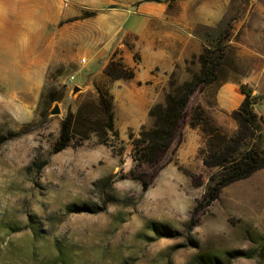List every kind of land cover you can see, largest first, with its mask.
<instances>
[{
    "label": "rangeland",
    "instance_id": "rangeland-1",
    "mask_svg": "<svg viewBox=\"0 0 264 264\" xmlns=\"http://www.w3.org/2000/svg\"><path fill=\"white\" fill-rule=\"evenodd\" d=\"M223 10L216 23L195 27L197 52L180 54L172 71L146 83L153 84L149 99L137 95L132 80L115 82L103 73L113 56L126 64L130 59L134 68L151 60L150 51L131 42L109 56L108 47H75L78 59H87L76 66L49 64L47 54L43 62L47 36L34 41L33 29L0 33V264H264L263 172L231 183L212 199L210 178L221 168L204 164L205 139L188 118L157 162L140 166L133 157V141L151 124L148 111L164 101L171 74L179 82L189 79L199 69L189 62L193 55L228 25L232 51L226 60L237 71L229 67L195 92L188 112L201 104L227 135L237 131L217 106L218 84L239 75L242 31L264 29V0H230ZM97 84L114 95L119 136L110 134L103 143L93 132L83 143L74 139L53 152L63 119L97 96ZM260 133L241 151L260 146ZM235 251L255 255L231 259Z\"/></svg>",
    "mask_w": 264,
    "mask_h": 264
},
{
    "label": "crops",
    "instance_id": "crops-1",
    "mask_svg": "<svg viewBox=\"0 0 264 264\" xmlns=\"http://www.w3.org/2000/svg\"><path fill=\"white\" fill-rule=\"evenodd\" d=\"M226 2L230 0H0V33L33 29L34 41L47 36L40 52L43 62L47 54L49 64L69 62L76 66L81 63L73 53L78 47L97 51L108 47L109 56L131 42L137 49L150 51L151 60L135 68L132 79L137 95L149 99L154 96L150 85L161 79V73L173 70L180 54L185 58L192 49L198 51L200 39L193 32L195 27L216 23L224 14ZM86 12L94 14L84 16ZM242 39L235 59L241 69L239 75L230 76L219 88L216 102L223 113L230 115L244 100L241 84L260 96L255 110L263 119L259 143L264 149V29H243ZM127 64L135 67L130 59ZM156 67L159 70L153 73ZM260 172L264 176V169L253 175Z\"/></svg>",
    "mask_w": 264,
    "mask_h": 264
},
{
    "label": "trees",
    "instance_id": "trees-1",
    "mask_svg": "<svg viewBox=\"0 0 264 264\" xmlns=\"http://www.w3.org/2000/svg\"><path fill=\"white\" fill-rule=\"evenodd\" d=\"M93 14L94 12H86L84 16ZM231 35L232 29L228 25L218 37L207 43L198 55H193L189 62L197 63L199 69L193 72L189 79L179 82L174 78V73L171 74L170 90L165 94L164 101L153 104L148 111L151 124L143 125L139 137L133 141V157L140 166L154 164L161 154L171 148L182 120L188 118L189 125L198 127L205 139V147L200 150L204 164L221 168L210 178L209 193L212 199L218 198L224 187L247 179L264 169V149L253 146L241 151L249 138H254L261 132L263 121L255 110L260 96L255 95L249 86L240 85L245 97L241 105L230 113L238 126L231 136L224 132L201 104L195 105L188 112L195 92L210 86L220 74L227 72L229 67L237 71L233 61L228 63L226 60L228 53L232 51L229 45ZM103 73L113 81L132 80L136 76V69L113 56L104 67ZM226 81L222 80L218 88ZM96 89V97L85 100L76 112L69 111L63 119L53 152L66 149L74 139L83 143L93 132L103 143L110 134L119 136L115 122L114 95L104 86L97 84ZM254 255V251H235L231 254V259L251 258Z\"/></svg>",
    "mask_w": 264,
    "mask_h": 264
},
{
    "label": "built area",
    "instance_id": "built-area-1",
    "mask_svg": "<svg viewBox=\"0 0 264 264\" xmlns=\"http://www.w3.org/2000/svg\"><path fill=\"white\" fill-rule=\"evenodd\" d=\"M81 62H86V58H83V59L81 60ZM74 80H75V76H74V75H71V76L69 77V79H68L69 83L74 82Z\"/></svg>",
    "mask_w": 264,
    "mask_h": 264
},
{
    "label": "water",
    "instance_id": "water-1",
    "mask_svg": "<svg viewBox=\"0 0 264 264\" xmlns=\"http://www.w3.org/2000/svg\"><path fill=\"white\" fill-rule=\"evenodd\" d=\"M77 91H79V88L78 87H75L74 88V92H77ZM53 112L56 113V114L59 113V108L56 107Z\"/></svg>",
    "mask_w": 264,
    "mask_h": 264
}]
</instances>
